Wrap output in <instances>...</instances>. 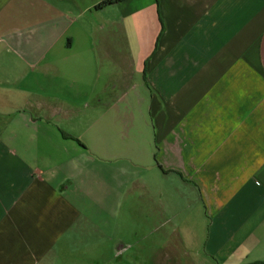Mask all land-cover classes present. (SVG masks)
Wrapping results in <instances>:
<instances>
[{
  "label": "crops",
  "instance_id": "1",
  "mask_svg": "<svg viewBox=\"0 0 264 264\" xmlns=\"http://www.w3.org/2000/svg\"><path fill=\"white\" fill-rule=\"evenodd\" d=\"M0 0V264H264V0Z\"/></svg>",
  "mask_w": 264,
  "mask_h": 264
},
{
  "label": "trees",
  "instance_id": "2",
  "mask_svg": "<svg viewBox=\"0 0 264 264\" xmlns=\"http://www.w3.org/2000/svg\"><path fill=\"white\" fill-rule=\"evenodd\" d=\"M119 0H103L99 5L98 8H103L105 6H108L110 4H113L114 2H117Z\"/></svg>",
  "mask_w": 264,
  "mask_h": 264
}]
</instances>
